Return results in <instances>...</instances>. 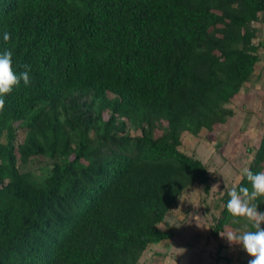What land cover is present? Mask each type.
<instances>
[{
	"label": "trees",
	"instance_id": "16d2710c",
	"mask_svg": "<svg viewBox=\"0 0 264 264\" xmlns=\"http://www.w3.org/2000/svg\"><path fill=\"white\" fill-rule=\"evenodd\" d=\"M259 13L264 0H0L10 36L0 50L30 81L0 106V264H133L147 245L174 240L156 224L182 189L207 187L179 131L209 127L250 77ZM122 117L142 119L139 136ZM19 129L36 137L27 153L70 152L39 186L18 172ZM263 165L264 136L249 169ZM241 185L250 189L244 176Z\"/></svg>",
	"mask_w": 264,
	"mask_h": 264
},
{
	"label": "rangeland",
	"instance_id": "374dc122",
	"mask_svg": "<svg viewBox=\"0 0 264 264\" xmlns=\"http://www.w3.org/2000/svg\"><path fill=\"white\" fill-rule=\"evenodd\" d=\"M251 27L255 31L253 43H259L260 46L252 53L257 56V63L250 77L235 94L212 109L205 123L209 127L179 131L181 150L204 166L207 187L194 184L181 190L175 202L167 208L163 220L156 224L159 229L175 233L176 238L147 245L133 264H248L251 259L238 243L230 242L226 237L228 234L254 231L252 223L246 218L231 215L228 222L214 233L223 211L225 194L242 181L243 170L249 169L255 147L264 136L263 13L257 14ZM236 48L246 51L249 45L238 44ZM106 118L103 117L104 122ZM121 121L131 136L140 135L138 130L142 119L129 121L122 117ZM159 123L156 137L161 136L166 126L165 121L159 120ZM96 127L97 123L93 124L92 134H96ZM144 128L148 129L146 126ZM98 129H103L100 121ZM66 130L65 135H70L71 130ZM18 132V142L25 150L16 154L18 172L25 175L30 183L39 186L50 175L53 163L62 160L70 152L54 157L48 151L38 154L31 150L27 153L29 142L36 137L28 130L19 129ZM34 141L43 143L40 137ZM260 171H264V165ZM161 173L159 170L152 172L156 176ZM149 184L150 181L145 183L146 187ZM250 203L257 204V210L264 212V197H257ZM261 228H264V222Z\"/></svg>",
	"mask_w": 264,
	"mask_h": 264
},
{
	"label": "clouds",
	"instance_id": "9594fccd",
	"mask_svg": "<svg viewBox=\"0 0 264 264\" xmlns=\"http://www.w3.org/2000/svg\"><path fill=\"white\" fill-rule=\"evenodd\" d=\"M3 41L10 38L7 31L0 33ZM12 54L8 49L0 50V106L4 103L5 94L12 91L13 87L21 81L25 86L29 84L27 71L18 74L12 68ZM244 178L249 182L248 186L233 187L228 192L229 199L225 204L228 213L233 217H244L252 223L254 231H246L243 234H228L227 240L238 243L251 257L248 264H264V212L257 210V204L250 203L257 197H264V171L253 172L248 168L243 170Z\"/></svg>",
	"mask_w": 264,
	"mask_h": 264
}]
</instances>
